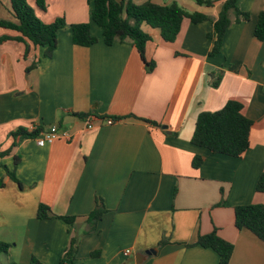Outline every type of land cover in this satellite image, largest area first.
I'll return each instance as SVG.
<instances>
[{"label":"crops","instance_id":"crops-1","mask_svg":"<svg viewBox=\"0 0 264 264\" xmlns=\"http://www.w3.org/2000/svg\"><path fill=\"white\" fill-rule=\"evenodd\" d=\"M130 1L176 2L216 21L226 0H214V7L194 0ZM29 4L43 22L64 17L67 28L58 33L52 58L44 57L45 48L31 45L26 55V45L17 41L0 46L1 150L12 146L11 134L20 128L46 131L58 125L69 139L45 147L36 139L18 140L14 153L0 160L14 170V155L21 158L15 173L22 188L0 168L5 182L0 238L6 242L3 235L13 234L10 260L35 264L34 257L59 264L77 236L74 264H220L214 250L195 245L199 235L217 229L235 246L230 264H264V242L248 230L238 231L234 215L235 207L264 204V193L256 190L264 175V41L254 36L264 0H238L250 19L231 25L216 56H210L212 21L185 20L173 44L144 25L152 36L146 48L147 61L156 65L151 73L131 44H105L89 0H48L46 11L33 0ZM0 20L15 21L9 0H0ZM83 23L91 24L95 45L73 44L71 26ZM0 36L19 34L0 29ZM219 73L222 80L214 88L212 75ZM229 101L241 103L253 122L250 149L242 158L191 143L198 116ZM82 114L89 116H77ZM107 120L117 122L108 126ZM197 156L204 163L194 169ZM96 199L103 200L107 213L95 233L84 234ZM222 201L225 205L217 207ZM40 204L57 216L76 217L75 225L37 219ZM162 241L166 244L159 248ZM149 250L157 254L144 259ZM93 252L100 254L94 258Z\"/></svg>","mask_w":264,"mask_h":264},{"label":"trees","instance_id":"trees-1","mask_svg":"<svg viewBox=\"0 0 264 264\" xmlns=\"http://www.w3.org/2000/svg\"><path fill=\"white\" fill-rule=\"evenodd\" d=\"M11 11L15 21L0 20V29L17 32L18 37L0 36V46L4 42L17 41L26 45V55L33 48H45L44 57L52 58L58 46V33L67 28L64 17L55 18L50 23L43 22L36 14L35 9L29 4V0H9ZM36 8L46 11L48 0H33ZM93 4L91 16L92 22L101 29L103 40L106 45L115 43L131 44L142 58L147 72L151 73L155 69V63L146 59V48L152 41V36L143 30L146 25L151 29L160 32L161 40L166 44H173L177 41L181 32L183 22L190 20L194 24L208 21L213 22V31L208 34V38L213 42L210 56H216L222 52L223 41L227 30L231 25L248 21L249 13L242 12L238 7V0H226L221 8L216 21L210 16L201 13H189L176 2L170 5H160L146 2L138 5L130 0H89ZM196 4L206 7H214V0H194ZM234 17V19H233ZM73 44L80 47H90L98 43V38L92 33L91 24L83 23L71 26ZM255 38L264 41V11L259 14L254 32ZM38 64L28 68V72L37 68ZM215 78V79H214ZM212 87L217 88L222 80V73L212 75ZM244 106L237 101H229L219 111L203 112L197 118L196 128L191 140L194 146L204 148L214 154L225 155L232 158H242L250 149V134L253 122L243 114ZM86 119L89 115H77ZM115 120H119L115 118ZM150 125L158 126L155 122L144 120ZM44 132L42 128L28 131L20 128L13 132L14 138L12 146L5 151L1 150L0 160L10 157L17 148L18 140L36 139ZM14 168L20 164L21 158L14 155ZM204 163L201 156H197L192 161V167L198 169ZM13 182L22 188L15 169L9 170L7 166L0 163ZM5 186L3 179L0 180V188ZM257 192L264 193V175L259 179L256 187ZM225 202H220L217 207H222ZM107 213L103 200L96 199L95 209L87 217V228L84 234H92L97 231V225ZM235 228L238 231L248 230L259 240L264 242V204H252L238 206L234 208ZM37 219L49 220L60 219L70 226L76 223V217H66L55 215L50 207L40 204L37 210ZM79 238L73 236L59 264H74L78 249ZM166 242L162 241L159 248H163ZM195 245L206 249L214 250L219 258L220 264H230L234 254V244L224 240L218 235L217 229L208 235H199ZM192 245L188 244L187 247ZM11 245L0 238V264H18L10 260L9 250ZM99 252H93L92 257H98ZM35 264H42L36 258H32Z\"/></svg>","mask_w":264,"mask_h":264},{"label":"built area","instance_id":"built-area-1","mask_svg":"<svg viewBox=\"0 0 264 264\" xmlns=\"http://www.w3.org/2000/svg\"><path fill=\"white\" fill-rule=\"evenodd\" d=\"M117 121L115 120H107L106 124L108 126H112L116 124ZM62 138H67L69 139V134L68 132H63L60 130V127L58 125H53L51 126L48 130L42 132L38 138H36V142L38 146L40 147H45L46 145L52 144L55 141L62 139ZM124 256L129 257L132 253L131 250H126L124 251Z\"/></svg>","mask_w":264,"mask_h":264},{"label":"rangeland","instance_id":"rangeland-1","mask_svg":"<svg viewBox=\"0 0 264 264\" xmlns=\"http://www.w3.org/2000/svg\"><path fill=\"white\" fill-rule=\"evenodd\" d=\"M30 4H32V3H30ZM33 5V4H32ZM31 5V6H32ZM33 7V6H32ZM34 8V7H33ZM18 235V234H17ZM3 238H4V240L6 241V243L8 242V243H10V244H12V245H14L15 243H14V239H13V234H6V235H3ZM17 238H18V236H17Z\"/></svg>","mask_w":264,"mask_h":264},{"label":"water","instance_id":"water-1","mask_svg":"<svg viewBox=\"0 0 264 264\" xmlns=\"http://www.w3.org/2000/svg\"><path fill=\"white\" fill-rule=\"evenodd\" d=\"M157 251L156 250H149L145 252V255H141L144 259H146L149 256L156 255ZM138 264H141V261H137Z\"/></svg>","mask_w":264,"mask_h":264}]
</instances>
